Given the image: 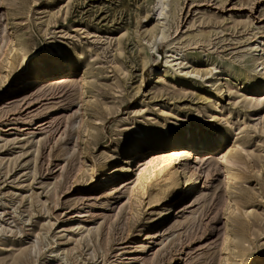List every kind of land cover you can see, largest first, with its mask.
I'll return each instance as SVG.
<instances>
[{
	"label": "rangeland",
	"instance_id": "374dc122",
	"mask_svg": "<svg viewBox=\"0 0 264 264\" xmlns=\"http://www.w3.org/2000/svg\"><path fill=\"white\" fill-rule=\"evenodd\" d=\"M167 2L159 39L156 0L0 1V264H264V0ZM208 129L206 154L147 144Z\"/></svg>",
	"mask_w": 264,
	"mask_h": 264
},
{
	"label": "bare ground",
	"instance_id": "6f19581e",
	"mask_svg": "<svg viewBox=\"0 0 264 264\" xmlns=\"http://www.w3.org/2000/svg\"><path fill=\"white\" fill-rule=\"evenodd\" d=\"M167 5H168L167 0H156V3H155V8L157 10V14H156L157 19L156 20H157L159 26L162 28L161 32L159 34V39H164L166 37V36L164 37V33H163L164 25H163V17L162 16L164 14V10L167 7ZM4 13L6 14V16L8 18V21H7L8 28L11 29V31H12L11 33H12V35H14L15 28L17 25H16L15 21L9 20V18H10L9 12L6 8H4ZM153 46H155V45H153ZM250 46L256 52L255 55H256V59L258 61V64H257L258 69L264 71V37H259L258 39L251 41ZM154 52H155V55L159 56L157 51L154 50ZM183 62H184L183 61V54L181 52H179V51L173 52L171 50H168L165 54L164 68L161 71H159V70L154 71L151 75L152 76L151 78H158L159 76H162L164 74L165 68H167L168 66H172V67L177 66L179 69V68H181V65L184 64ZM65 64H66V66H71V63H69V62H65ZM214 67H212V68H214ZM191 68H192V65L187 64L186 66L183 67V69H181L179 71L184 70V73H183L184 75L198 74L202 77L201 73L197 69H195L194 67L192 69ZM73 73H74V71H70L69 73L58 75L57 77L53 78V80H54L53 83L54 84H60L65 89H71V88L76 87V86H83L85 83L83 74H73ZM222 75H223L222 73L219 74V76H218L219 80L222 79V77H223ZM205 78H207V77H205ZM246 89L249 92V94H253V96L264 94V85L263 86L251 85L250 87H247ZM214 99L219 100L220 96H217ZM225 141H226V135L220 134L219 132L214 131V130L210 132V130L208 129L206 131L199 133L196 136H192L191 134H186L183 136V138H180L177 135L155 136V137L153 136V138H151L150 140L147 141V144L155 145L158 148H170L171 147V148H174L175 150H177L178 152H185L191 156V155H196L197 151L198 152H204L206 154L207 151L211 147L220 145ZM137 147L138 148H136L135 151L137 153H139L141 151V149H140L141 147L140 148H139V146H137ZM231 149L233 150L232 153L230 151H228V152L222 154L221 157H219V160L222 163L224 170H225L224 171L225 172L224 178H225V181L227 184L233 179V176H235L234 173L232 174L230 172L231 168H232V166L236 160V156L234 153H236L238 151V144L235 140H232V148ZM162 154H163L162 151H155L151 155L147 156L146 158H148V159L145 161H146V163H152L154 161H158L163 156ZM179 156H180V154L177 155L176 157H179ZM132 159H133V157L132 158L131 157L125 158L124 164L130 163L132 161ZM164 160H166V158ZM170 160H172V159H170ZM123 170H124L123 166L115 167L113 170L114 177H117L118 175L123 174L122 173ZM171 178H172V187H173V191H172L173 194L172 195L174 196L178 192H180V190L184 187H182V180L180 179V177L178 175V170H174L172 172ZM126 181H125V179H122V181L120 182L121 184L118 183V184H120V188L125 186ZM197 183H198V179L189 183V185H190L189 190L192 189ZM227 188L229 189V185ZM165 208L169 209V206H167Z\"/></svg>",
	"mask_w": 264,
	"mask_h": 264
}]
</instances>
